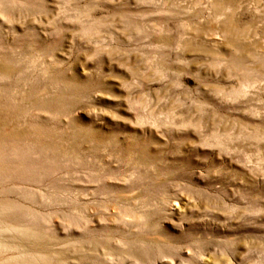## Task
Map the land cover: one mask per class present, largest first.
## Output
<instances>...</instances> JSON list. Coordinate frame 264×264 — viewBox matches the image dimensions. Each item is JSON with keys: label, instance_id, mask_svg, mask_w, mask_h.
Returning <instances> with one entry per match:
<instances>
[{"label": "rangeland", "instance_id": "obj_1", "mask_svg": "<svg viewBox=\"0 0 264 264\" xmlns=\"http://www.w3.org/2000/svg\"><path fill=\"white\" fill-rule=\"evenodd\" d=\"M0 264H264V0H0Z\"/></svg>", "mask_w": 264, "mask_h": 264}]
</instances>
